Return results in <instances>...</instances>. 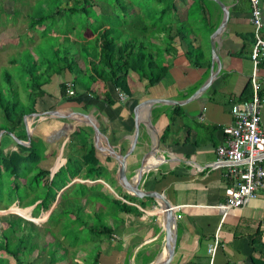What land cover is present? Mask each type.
<instances>
[{
    "label": "crops",
    "instance_id": "obj_1",
    "mask_svg": "<svg viewBox=\"0 0 264 264\" xmlns=\"http://www.w3.org/2000/svg\"><path fill=\"white\" fill-rule=\"evenodd\" d=\"M206 1L211 3L199 4L198 15L191 21L193 23L189 22V16L197 0H174L168 5L158 6V13L170 11L173 5L176 7V11H170L169 32L166 31L168 16L164 15L165 20L156 21L152 20V7L148 5L143 9L140 6L128 8L134 16L144 11V27H137L134 22L120 25L119 28L123 29L122 33L126 31L128 39L133 35L145 45L159 46L162 52L156 60H159L160 67H165L166 72L153 86H148L145 79L139 80L137 75L130 74L131 94L126 101L120 102L113 87L101 82L91 85L89 90L78 84L80 89L76 85L74 95L64 98L60 86L65 82L75 83L76 78L68 71L54 74L45 83L46 95L37 99L35 113L58 110L69 117L72 112L86 114L96 122L100 139L95 138L92 128L83 119L75 116L27 117L31 136L41 140L44 148V159L36 166L37 172L49 174L42 178L43 184H47V178L50 180L61 167H65L69 159L82 158L81 141L71 145L72 134L80 128L86 136L87 146L94 149L100 176L85 178L80 175L69 186H74L73 189L80 184L100 187L109 193L108 196L112 195L114 200L133 209L129 213L114 212L109 217L113 234L111 238L98 240L97 252L101 255L97 264H160L165 258L166 233L163 211L158 202L163 203V200L175 213L176 241L168 264H252L253 253H256V257L258 253L264 255V188L259 189L245 206L229 209L223 214L217 206L226 199L224 188L229 184L226 177L228 168L214 166L216 148L226 137L225 129L233 123L230 114L232 104L249 99L252 93L250 88L248 95L243 96L253 71L249 57L253 43L251 6L248 0H219L227 6L229 18L225 29L215 39L219 58L217 68L211 55L210 36L221 23L222 10L215 2ZM260 6L264 19V2ZM93 8L97 14L111 11L109 5L101 2ZM55 11L57 8H53L52 12ZM101 19L107 23L103 15ZM54 20L55 23H51L49 19L41 28L54 26L59 31L64 16H56ZM86 22L83 21V25ZM91 23L89 19L88 24ZM69 28L75 26L70 25ZM135 28L142 31L139 33ZM157 28L160 29L159 37L155 36ZM89 29L85 31L86 42L95 37ZM56 32L52 31L48 36ZM77 33L75 29L68 33L70 46L80 41ZM57 36L59 41L65 38L63 34L57 33ZM188 48L194 49L195 56L201 55L199 65H194L188 59ZM77 61L83 68V78L90 66L80 56ZM214 72L216 76L200 89ZM257 74L263 106L260 125L264 130L263 64L259 65ZM53 81H56L55 95L48 91ZM105 91L111 103L98 98H102ZM146 101L156 104L143 105ZM2 136L8 139L5 149H1L3 153L15 151L17 144L14 140L7 134ZM155 137L159 145L152 153ZM140 167L141 178H137ZM84 172L85 168H82L81 174ZM136 185L141 198L130 196L126 190V187ZM147 194L158 198L161 196L163 200L156 202L151 196L145 197ZM59 196L60 193L54 207L59 202ZM81 200V205H85L86 199ZM30 207L32 210L35 208ZM100 207L96 206L95 209L99 210ZM86 208L88 214L93 212L90 206ZM257 232L262 233L261 241L251 246L250 239L255 238ZM215 241L218 246L211 257L208 248ZM85 245L79 248L83 250L80 255L84 256L82 262H77L79 264L86 261L89 249H85ZM66 249L71 262L70 255L76 248L67 245Z\"/></svg>",
    "mask_w": 264,
    "mask_h": 264
},
{
    "label": "trees",
    "instance_id": "obj_2",
    "mask_svg": "<svg viewBox=\"0 0 264 264\" xmlns=\"http://www.w3.org/2000/svg\"><path fill=\"white\" fill-rule=\"evenodd\" d=\"M38 1H40L39 4L47 3L46 7L40 11L45 12L46 14L40 17H28V28L32 33L35 32L39 38V42L36 45H38L43 39L51 38L52 36H48V33L55 30L58 31L54 26L49 29L41 28V26L46 25V22L49 19H51V23H55L54 17L64 16V19L67 22H71V20L74 19V26L76 20H79V18L83 21L86 20L87 22L80 27L78 31L79 33H77V37L81 42L78 41L74 46L69 45V37L67 35L75 28H69V25L62 21V28L60 31L65 38H62L58 44H55L53 47V53L51 54L52 57H48L45 53L40 52L39 61L33 59L32 55H30L29 58L26 57L25 62L24 59H22L20 70H24L25 77H27V80L24 83L27 102H24L23 98H21L19 86L17 85V82H15V78L6 71L3 74L0 73V118L3 119V122H0V131L4 130L10 132L19 140L26 141L27 137L23 122L24 116L35 113V103L37 99L46 95L45 91L42 90V87L52 74H59L62 71H68L76 76L75 83L72 82L73 87L79 84L87 87L89 90L91 89V85H98L97 82H101L105 85L109 83L113 87L115 94V90L119 89L128 96L131 94L129 90L130 74L137 75L139 80L145 79L148 86L157 84L163 78L166 69L165 67H160L159 60H156L157 56L162 52V49L159 48V46H151L150 43L145 45L137 36L130 35V38L128 39L127 33H125L126 31L122 33L123 29L119 27H121L120 25H131L135 22V26L143 28L144 19L142 15H144V11L140 15L134 16L129 13L130 10L128 8L130 6H140L141 9H143L144 6L148 5V7H152V20L161 21L165 20L164 15L168 16L169 23L167 24L168 29L166 31L169 32L171 21L170 11H176V7L173 5L170 11L166 10L165 12L159 13L157 12V8L158 6L168 5L169 2L173 3L174 0H144V2H140V0H82V3L79 2V0H34L33 5H28L30 10L29 13H32V8L33 6H36L35 3ZM197 1L200 2V4L211 3L206 0ZM259 1L260 5L264 2V0ZM98 2L109 5L111 11L104 14H97L93 6ZM65 7L68 8L65 9ZM53 8H57V11L52 12ZM101 15L107 19V23H103ZM89 19L92 20L91 24H88ZM155 25H158V23L155 22ZM88 27L90 28L89 32L94 34L95 37L86 42L84 36L86 28ZM62 30H66V32ZM135 30L139 33L142 31V29L138 30L137 28H135ZM159 30L160 29L158 28L156 29V37H159L157 36L160 33ZM75 31L77 32L76 29ZM30 39L33 40L32 38ZM61 41H63V43H61ZM193 51V48H188L186 55L188 59L197 66L200 64L199 59H201V55L195 56ZM71 54L73 55L71 56ZM78 56H80L83 61L87 60L86 64H89L90 66L83 78L82 75H84V72L83 68L80 67V64L77 61ZM18 63L17 58L13 57V59L10 60V65L16 66ZM250 88L251 85L249 82L244 90L243 96L248 95L249 90H251ZM60 92L61 96L69 98L66 93L65 84L60 86ZM258 94L260 97L261 92L258 91ZM98 98L111 103V98L106 91L103 92L102 98ZM85 137L86 136L80 128H78L71 136V145H74L75 142L80 143L81 141V145L83 146L82 158L80 160L77 158L69 159L65 167H61L50 180L49 178L46 179L48 182L47 184H44L42 198L34 200L29 205L23 207L19 206V208L30 207L36 201L40 200L31 213V216L35 218L39 215L41 210H49L60 193L59 202L56 206V209H59V212L53 214L57 215V217H62L57 220V224L61 220L66 221L64 217L66 212L65 207L69 206L70 208L72 200L80 201L81 199H86L85 205H82L84 208L86 205L91 207L94 206V204L98 207L102 206L100 201L97 202L92 199L98 194L97 198H102L101 202H103V205L111 204L116 207L115 213H129L131 211L132 208L126 204L110 199L107 192L100 187H86L81 184L78 185L77 189H73L74 186L67 187L74 178L80 175L85 178L100 176V170L97 167L98 160L95 156L94 149L93 147L87 146ZM40 141L41 140L34 138V136H31V141L28 147L17 144L16 150L11 151L8 154H4L0 149V182L4 172L15 180H20L29 174L31 175L33 170L35 171V174L29 178L30 181L36 182H42V178L49 175L46 172H37V164L44 159V148ZM24 168H26L25 172ZM82 168H85L84 174H81ZM100 190L102 192H100ZM1 191L2 187L0 186V193ZM64 196H66V200H64ZM1 199L2 195L0 194V211L9 209L14 203H16V201H18V205L22 203L17 196L15 197V193L14 197H12V195L11 197H8V203L4 207H2ZM103 209L104 207L102 206L97 211L104 212ZM91 213L93 212L90 211V214L87 213V217H92ZM106 213H108L106 216H109L110 214V216H112L111 212ZM33 214H35V216ZM53 215L47 220L48 226L44 228L43 232H41L33 223L23 218H13L10 215L0 216V220H6V226L5 228H2L0 232V264H34L35 260L43 254L45 256L47 255L46 264H79L74 262L73 259L80 254L77 249L86 244V241L82 243L79 242V233L86 230L92 237H96V241L111 238L113 234L112 228L107 225H90L87 221H84L78 225V233H72V235L75 236L74 240L70 239L66 233L65 235L60 234L63 239V241L60 242L56 233L52 231L53 228H56L51 225ZM21 223H23V225ZM17 225L23 230V233L33 234L32 237L34 243L28 249L27 257H24L22 252V242H20V247H18V245L12 244L11 241V237L16 235ZM260 235H262V233L257 232L255 238L251 237V246H254L261 241ZM39 240L42 241L39 242ZM54 241H56L57 244H55ZM61 243L76 248V251L71 253V262H69L67 258L68 250ZM55 245L57 248L61 249H56ZM51 247L55 249L51 251ZM58 252L63 253L59 261L56 260ZM88 254L89 252L86 253V255ZM255 254L256 253H253L251 257L252 264H264V255L258 253V256L256 257ZM100 255V252L92 254L91 264L99 263ZM85 264L90 263H86L85 261Z\"/></svg>",
    "mask_w": 264,
    "mask_h": 264
},
{
    "label": "rangeland",
    "instance_id": "obj_3",
    "mask_svg": "<svg viewBox=\"0 0 264 264\" xmlns=\"http://www.w3.org/2000/svg\"><path fill=\"white\" fill-rule=\"evenodd\" d=\"M40 1L35 3L36 6H33L32 8V13H29V8L28 5H33L34 0H0V73L3 74L5 71L11 74L15 78V82H17V85L19 86V91L21 93V98H23L24 102H27V95L26 92L24 91V83L27 80L25 77V71L20 70V65L22 64V59H25L26 57L29 58L30 55H32V58L35 59L36 61H39V53L43 52L45 55L48 57H52L51 54L53 53V47L55 44H58V34H61V31H57L55 35H53L49 39H43L40 41L38 45H36L39 42L38 35L32 33L30 29L28 28V23H29V18L32 17H40L45 15V12H40L43 10L47 3L45 4H39ZM79 2L82 3V0H79ZM140 2H144V0H140ZM199 2L195 4V7L192 9L190 16H189V22L193 23L191 21L195 20V17L198 15V8L199 7ZM41 5V6H40ZM29 17V18H28ZM64 23L70 25H73L74 19L71 20V22H67L65 20H62ZM83 25V20H76L75 24V29L77 32L79 31L80 27ZM56 31V30H55ZM65 31L66 30H62ZM27 34V37H26ZM62 35V34H61ZM32 38L33 40H31ZM63 43V41H61ZM73 54H71L72 56ZM14 58L18 59V64L16 66L10 65V60ZM52 74L47 81L50 80V78L53 76ZM46 81V82H47ZM55 82L53 81V84H50L48 91L50 94L55 95L57 92L55 90ZM4 83V81H3ZM7 85V84H6ZM8 86V85H7ZM77 89H80V86L78 85ZM42 90H46L45 87H42ZM0 122H3V119L0 118ZM8 139L4 136L1 138L0 142V149L4 150L5 149V142H7ZM11 144V143H9ZM12 145V144H11ZM26 167V166H23ZM26 168H24V172ZM33 174H35V171L32 170L31 175H27L25 178H21L20 180H15L14 178L10 177L7 173H3L1 177V182L0 186L2 187L1 195V203L2 207H4L8 202V197H15L17 196L19 200L22 201L20 205H18V202L14 203L8 210H1L0 211V216H12L13 218L15 217H20V218H26V219H31L30 211L32 210V207L30 208H18L19 206L23 207L26 205L31 204L34 200L42 198L43 192H44V184L41 181H30V178ZM16 189V191H15ZM64 190V189H62ZM61 190V191H62ZM60 191V192H61ZM100 192H102L100 190ZM109 194V193H108ZM98 195V194H97ZM93 197L92 199L95 201H100L102 206L104 207L103 211H97L95 209L96 205L91 206V210H93V213H91L92 217H87V211L88 208H84L82 206L81 201L75 200L70 203V208L65 207L66 212L64 214V217L66 221L61 220L57 224V220L62 218L61 216L53 215L59 212V209H56L54 207V204L51 205L49 210H41L39 215L35 217L36 219L34 220L35 223H33L41 232H43L44 228L48 226L47 223V216L48 215H53L51 219V225L55 226L56 228H53L54 233H56L57 237L59 238L60 242L63 241L62 237L60 234H68L69 238L74 240L75 236L72 235V233L76 234L78 233V225L80 223H83L84 221H87L88 224L92 225H107L109 227H112L111 220H108L109 217L112 216H106L108 213L106 212H111L114 213L116 212V207L112 206L111 204H106L103 205L102 198H97ZM66 196H64V200ZM110 199H114L113 196H109ZM56 200H58V197H56ZM36 201L32 206L37 205ZM17 206V207H16ZM87 206V205H86ZM33 211V210H32ZM35 216V214H33ZM114 219V218H112ZM5 221L0 220V232L2 228H5ZM30 222V221H29ZM20 223V222H18ZM23 225V223H21ZM16 235L11 237L12 244L18 245L20 247V242H22L23 246V254L24 257H27V251L30 248L31 245L34 243L33 239V234H26L23 233V230L19 227V225L16 226ZM57 231V232H56ZM79 242L82 243L86 241V245L84 246L85 249H89V254L86 255V263L92 262V254H95L98 251V245L96 241V237H92L86 230L82 233H79ZM42 240H39L41 242ZM50 241V240H49ZM55 244H57L56 241H54ZM63 246L64 244L61 243ZM87 247V248H86ZM48 248V247H47ZM56 249H61L57 248L55 245ZM55 248H50L51 251ZM67 248V245L66 247ZM25 249V250H24ZM83 250L78 248V252L81 253ZM71 252V251H70ZM63 253L58 252L56 260L59 261L61 255ZM44 254L39 257L38 259L35 260L34 264H46V256L44 259ZM71 256V255H70ZM35 257V256H34ZM83 254L82 256L79 254L74 261L75 262H82L83 261ZM67 258L69 259V254L67 255ZM82 258V259H81ZM70 260V259H69Z\"/></svg>",
    "mask_w": 264,
    "mask_h": 264
},
{
    "label": "built area",
    "instance_id": "obj_4",
    "mask_svg": "<svg viewBox=\"0 0 264 264\" xmlns=\"http://www.w3.org/2000/svg\"><path fill=\"white\" fill-rule=\"evenodd\" d=\"M251 6L250 22L253 27V43L250 49V61L253 71L249 79L252 93L249 99L232 104L230 114L233 123L225 129V139L216 148L214 166L227 167L226 177L229 184L224 188L225 202L217 208L223 214L233 208L245 206L264 188V130L262 129V102L258 91V68L264 64L263 14L259 0H248ZM68 96L74 95L72 82H65ZM118 100L124 102L128 95L115 90ZM218 244L215 241L208 254L213 257Z\"/></svg>",
    "mask_w": 264,
    "mask_h": 264
},
{
    "label": "water",
    "instance_id": "obj_5",
    "mask_svg": "<svg viewBox=\"0 0 264 264\" xmlns=\"http://www.w3.org/2000/svg\"><path fill=\"white\" fill-rule=\"evenodd\" d=\"M209 1L215 2L218 6H220V8L222 10L221 23L217 27V29L213 32V34L210 36L211 55H212V58L215 60V62L217 64V68H218L219 67V58H218V56L216 54V50H215V44H216L215 39L225 29V27H226V25L228 23L229 11H228L227 6H225L221 1H219V0H209ZM215 73L216 72H214L209 77V80L200 89H203V87H205L207 85V83L216 76ZM149 104H156V103H153L151 101H146V102L143 103V105H149ZM32 116H38V117L47 116V117H54V118H70L71 116H75V117L83 119L92 128L96 139H100V137H101V133H100L98 127H97L96 122L91 120L88 115L72 112L70 114V117H69V115L66 116V115L58 112V110H51V111H46V112H42V113H32V114L24 116L23 122H24V125H25V128H26V134H27L26 141L19 140L14 134H12L10 132H7V131H4V130L0 131V141H1L2 135L3 134H7L9 137H11L14 140V142L16 144L28 147L29 144H30V141H31V130L29 129V126H28L26 120H27V117H32ZM148 125L150 127H152V124L149 123ZM158 145L159 144H158L157 137H155V143H154V145L152 147L153 148L152 153H153L154 149L155 150L157 149ZM121 160L124 161V158L122 157ZM136 177L137 178H139V177L141 178V167L139 168V171L137 172ZM126 190L130 194V196H132V197H136V198H141L142 197L140 195V193H139V188H138L137 185L133 186L131 188L126 187ZM148 196H151V197L155 198L156 202H158V200H163V199H161V196L158 198V197H156L153 194L152 195L151 194L145 195V197H148ZM158 203H159V207L163 211L162 212V217H163V219L165 221L164 226H165V233H166L165 258L163 259V261L160 264H168L170 262V260H171L172 255H173L175 241H176V228H175V221H174L175 220V213L173 212V210H171V206H169V204H167L166 201L163 200V203H161V201H159ZM23 219L35 223L34 220L36 218L31 217V219H26V218H23ZM150 264H154V263L152 262Z\"/></svg>",
    "mask_w": 264,
    "mask_h": 264
},
{
    "label": "clouds",
    "instance_id": "obj_6",
    "mask_svg": "<svg viewBox=\"0 0 264 264\" xmlns=\"http://www.w3.org/2000/svg\"><path fill=\"white\" fill-rule=\"evenodd\" d=\"M32 217V216H31Z\"/></svg>",
    "mask_w": 264,
    "mask_h": 264
}]
</instances>
